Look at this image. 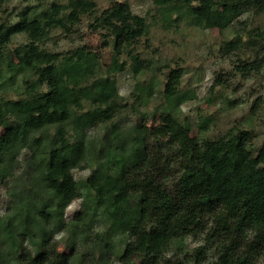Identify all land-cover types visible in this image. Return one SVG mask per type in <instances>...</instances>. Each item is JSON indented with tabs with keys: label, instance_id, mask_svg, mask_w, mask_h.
<instances>
[{
	"label": "clouds",
	"instance_id": "1",
	"mask_svg": "<svg viewBox=\"0 0 264 264\" xmlns=\"http://www.w3.org/2000/svg\"><path fill=\"white\" fill-rule=\"evenodd\" d=\"M0 264H264V0H0Z\"/></svg>",
	"mask_w": 264,
	"mask_h": 264
}]
</instances>
